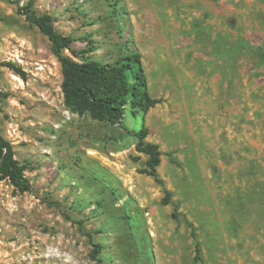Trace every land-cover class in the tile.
I'll return each mask as SVG.
<instances>
[{"label":"rangeland","instance_id":"1","mask_svg":"<svg viewBox=\"0 0 264 264\" xmlns=\"http://www.w3.org/2000/svg\"><path fill=\"white\" fill-rule=\"evenodd\" d=\"M29 1L0 0V134L29 180H0V264H97V243L102 264H194L188 221L207 264H264V0H35L96 59L141 53L162 99L145 124L164 185L141 172V118L65 106L51 43L20 13Z\"/></svg>","mask_w":264,"mask_h":264},{"label":"trees","instance_id":"2","mask_svg":"<svg viewBox=\"0 0 264 264\" xmlns=\"http://www.w3.org/2000/svg\"><path fill=\"white\" fill-rule=\"evenodd\" d=\"M34 3L35 0H30L27 5L20 7V13L25 15L31 24L36 25L51 43V50L62 66L61 87L65 106L81 116L89 114L93 119L114 124L124 122L129 117L132 120L141 118L140 129L129 131L137 140V150L148 155L147 166L141 169V172L164 185L165 181L158 170L162 163L163 152L159 144L147 141L150 129L145 124L146 114L161 103L162 99L153 97L150 92L141 53L131 51L121 55L114 62H103L96 59L92 52L97 47L90 36L84 37L88 41L87 47L75 48L74 42L78 39L73 35L60 32L54 15L50 12L39 14L32 8ZM11 66L17 73L24 74V71L17 65L11 64ZM171 158L173 162L179 164L174 155ZM27 169L28 165L16 158L12 142L0 134V180L8 179L20 190H27L29 188ZM165 191L163 203L174 205L172 216L180 222L179 205L173 201L172 191L169 189ZM188 225L195 240L194 264L199 262L207 264L202 254L196 227L190 221ZM102 250L101 244H95L92 257L97 264H102V260L98 258Z\"/></svg>","mask_w":264,"mask_h":264}]
</instances>
